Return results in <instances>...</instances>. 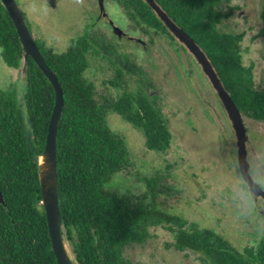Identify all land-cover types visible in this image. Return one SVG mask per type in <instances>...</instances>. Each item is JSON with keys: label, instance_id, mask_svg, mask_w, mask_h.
Segmentation results:
<instances>
[{"label": "trees", "instance_id": "16d2710c", "mask_svg": "<svg viewBox=\"0 0 264 264\" xmlns=\"http://www.w3.org/2000/svg\"><path fill=\"white\" fill-rule=\"evenodd\" d=\"M111 1L123 6L130 26L167 38L171 47L166 49L178 52L171 30L144 0ZM155 1L203 50L243 117L264 122V87L256 86L253 66L243 62L244 34L221 28L222 17L228 15L222 11V0ZM260 19L264 37V0ZM99 33L88 29L63 52L35 39L64 92L57 161L62 232L73 262L133 264L126 248L144 244L152 237L151 228L162 226L173 234L175 250L186 252L187 258L189 252L198 253L202 264H264V236L256 246L241 250L201 218L198 220L205 225L189 221L174 212L176 208L165 207L160 195L170 192L166 178L173 168L171 163L163 169L166 173L158 169L144 179L146 191L140 196L124 192L123 186L114 183L116 175L128 169L130 151L124 137L110 127V113L140 129L146 147L159 154L170 149L173 134L161 94L149 78L157 72L150 67L154 55L147 51L141 57L136 52L122 53L119 45L127 46L124 40L113 35L117 45L106 44ZM0 48L9 67L26 73L24 90L15 84L0 87V188L5 199V204L0 202V264H58L42 204L38 168L55 90L34 59H24L20 37L2 0ZM93 65L103 67L109 75L104 82L116 94H98L94 81L86 75ZM237 169L241 179L239 164ZM241 182L253 198L245 180Z\"/></svg>", "mask_w": 264, "mask_h": 264}, {"label": "rangeland", "instance_id": "374dc122", "mask_svg": "<svg viewBox=\"0 0 264 264\" xmlns=\"http://www.w3.org/2000/svg\"><path fill=\"white\" fill-rule=\"evenodd\" d=\"M17 3L33 37L58 52L65 51L72 40L86 35L95 26L91 24L96 17H101L97 0H17ZM221 4L222 11L228 14L222 17L221 28L244 34L243 62L253 66L256 86L264 87V37L260 33L263 0H222ZM107 7L117 26L125 27L124 9L120 10L116 2ZM107 29V24L101 22L94 30L103 33L104 43L117 45ZM151 38L155 61L150 67L157 72L149 78L161 94V105L173 134L172 145L164 154L149 150L140 129L119 114L110 113V127L124 137L130 151V165L116 175L114 183L123 186L124 192L140 196L146 191L144 179L158 169L166 173L167 169H163L171 163L173 168L166 178L170 192L160 195L167 209L176 208L174 212L189 221L201 218L238 249L256 246L264 236V200L248 196L242 176L240 179L236 174L237 136L219 95L192 55L166 49L171 47L167 38L145 36L147 42ZM124 42L127 46L119 45L120 52L145 56L135 42ZM93 67L86 75L94 81L98 94H116L104 82L109 75L103 67ZM11 84L24 90L26 73L9 67L0 48V87ZM244 121L249 138L250 174L264 188V122L249 117H244ZM150 232L152 237L144 244L134 243L126 248L125 254L133 264H202L198 253L189 252L187 258L186 252L175 250L171 245L174 236L166 228L152 227Z\"/></svg>", "mask_w": 264, "mask_h": 264}, {"label": "water", "instance_id": "95a60500", "mask_svg": "<svg viewBox=\"0 0 264 264\" xmlns=\"http://www.w3.org/2000/svg\"><path fill=\"white\" fill-rule=\"evenodd\" d=\"M150 6L163 19L171 32L183 42L189 51L195 56L201 64L204 72L209 77L212 85L217 91L220 100L228 113L232 122L233 129L237 136L238 164L243 179L247 183L251 193L257 199L259 196L264 198V188L257 183L250 174V164L248 162L247 142L249 140L247 127L244 117L235 104L232 96L224 87L221 79L216 73L210 60L195 42V40L181 27H179L169 16L159 7L155 0H146ZM9 11V14L15 24L20 41L24 50V59L32 57L38 66L42 69L55 90V105L50 118L48 135L46 138L45 150L39 157L38 168L42 191V204L44 205L49 235L52 241L53 250L58 264H75L71 259L62 232V221L60 211L59 197V175L57 161V135L59 122L64 109V92L57 74L49 67L41 53L35 38L25 20V17L16 0H2ZM102 14H105L104 0H99ZM114 32L120 38L122 29L114 25ZM0 202L5 204L4 194L0 188Z\"/></svg>", "mask_w": 264, "mask_h": 264}, {"label": "flooded vegetation", "instance_id": "af4514ba", "mask_svg": "<svg viewBox=\"0 0 264 264\" xmlns=\"http://www.w3.org/2000/svg\"><path fill=\"white\" fill-rule=\"evenodd\" d=\"M145 2H146V4L148 5V8H150V9H152L155 13H156V15H158L157 14V12L150 6V4L146 1V0H144ZM99 0H97V7H98V10H99V13H98V16L100 15L101 17L99 18L98 17V19H97V17H96V21L95 22H93L92 24H91V26H94L93 27V29H95L97 26H98V23H101L102 22V24L103 23H105V24H107V26H108V28L109 29H107L109 32H110V34L113 36H116L117 38H118V40H120V41H131V42H135L138 46H140L141 47V49L142 50H144L145 52L147 51L151 56H153V49H152V47H151V45H152V38L150 39L151 41H146L145 40V36H147V35H149L148 33H146V32H141V31H139L138 29L137 30H135V28L134 27H132V26H130V24H128L127 23V25L125 26V27H122V26H120L121 27V29H122V37L120 38V37H118L117 36V34H115V32H114V25H118L115 21H114V19L112 18V16H111V14H110V12H109V9H108V5L110 4V3H114V2H112V1H109V0H104V7H105V14H103V15H101L102 14V10H101V7H100V5H99ZM117 3V2H116ZM118 5H119V8H120V10H122L123 9V6L121 5V4H119V3H117ZM158 4V3H157ZM159 5V4H158ZM159 7L167 14V12L165 11V9L161 6V5H159ZM122 8V9H121ZM123 12V11H122ZM124 12H125V10H124ZM168 15V14H167ZM169 16V15H168ZM158 17L161 19V21H163V19L158 15ZM169 18L170 19H172L170 16H169ZM173 20V19H172ZM174 21V20H173ZM175 22V21H174ZM163 23L165 24V22L163 21ZM176 23V22H175ZM166 25V24H165ZM140 34H142V36L140 35ZM147 34V35H146ZM173 34V33H172ZM174 35V34H173ZM174 41L176 40V42H178V44H179V49L178 50H184V53H187L188 55H192L194 58H195V56L189 51V49L186 47V45L183 43V42H181L175 35H174ZM114 38V37H113ZM176 52V51H175ZM196 59V58H195ZM196 61H197V59H196ZM198 62V61H197ZM199 63V62H198ZM199 65H200V63H199ZM204 74L206 75V73L204 72ZM168 75H170L169 73H168ZM165 78L167 77V76H164ZM206 77L208 78V80L210 81V79H209V77L206 75ZM211 82V81H210ZM149 89L150 88H148V86H147V91H149ZM217 92V91H216ZM158 94H160V92L158 91L157 92ZM218 94V93H217ZM227 112V111H226ZM228 114V113H227ZM263 199L264 200V198L262 197V196H259L258 197V199Z\"/></svg>", "mask_w": 264, "mask_h": 264}, {"label": "clouds", "instance_id": "9594fccd", "mask_svg": "<svg viewBox=\"0 0 264 264\" xmlns=\"http://www.w3.org/2000/svg\"><path fill=\"white\" fill-rule=\"evenodd\" d=\"M157 3V2H156Z\"/></svg>", "mask_w": 264, "mask_h": 264}]
</instances>
